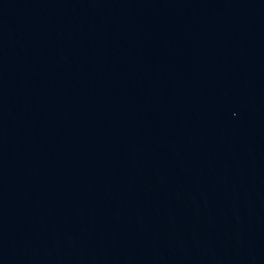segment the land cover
I'll return each instance as SVG.
<instances>
[{
	"label": "water",
	"instance_id": "water-1",
	"mask_svg": "<svg viewBox=\"0 0 264 264\" xmlns=\"http://www.w3.org/2000/svg\"><path fill=\"white\" fill-rule=\"evenodd\" d=\"M0 264H264V0H0Z\"/></svg>",
	"mask_w": 264,
	"mask_h": 264
}]
</instances>
